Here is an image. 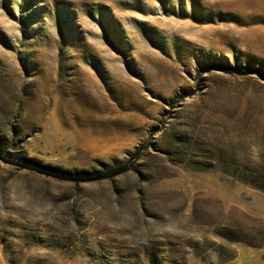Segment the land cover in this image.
<instances>
[{
  "label": "rangeland",
  "instance_id": "374dc122",
  "mask_svg": "<svg viewBox=\"0 0 264 264\" xmlns=\"http://www.w3.org/2000/svg\"><path fill=\"white\" fill-rule=\"evenodd\" d=\"M0 140L130 165L0 161L1 264H264V0H0Z\"/></svg>",
  "mask_w": 264,
  "mask_h": 264
},
{
  "label": "trees",
  "instance_id": "16d2710c",
  "mask_svg": "<svg viewBox=\"0 0 264 264\" xmlns=\"http://www.w3.org/2000/svg\"><path fill=\"white\" fill-rule=\"evenodd\" d=\"M220 69L225 73H235V74L248 73V70L238 69L235 67H221ZM0 161L3 163L13 165L19 169H25L48 177H52L57 180H67L75 183L110 179L118 175H121L130 169V165L128 163H122L103 170L73 172V171H68L53 166L45 165L42 163H37L34 161L14 160L6 154L4 147L1 143V140H0Z\"/></svg>",
  "mask_w": 264,
  "mask_h": 264
},
{
  "label": "crops",
  "instance_id": "0c3cea01",
  "mask_svg": "<svg viewBox=\"0 0 264 264\" xmlns=\"http://www.w3.org/2000/svg\"><path fill=\"white\" fill-rule=\"evenodd\" d=\"M245 210L256 217L264 219V192H255L252 202L245 206ZM236 258L224 264H258L257 252L254 249H247L244 246H237ZM250 258L253 260L251 261ZM1 264V263H0ZM260 264V263H259Z\"/></svg>",
  "mask_w": 264,
  "mask_h": 264
}]
</instances>
